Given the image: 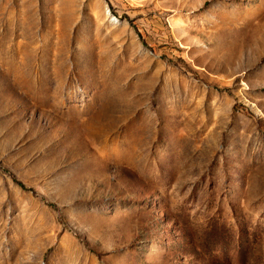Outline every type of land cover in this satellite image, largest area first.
I'll return each mask as SVG.
<instances>
[{"label": "rangeland", "instance_id": "obj_1", "mask_svg": "<svg viewBox=\"0 0 264 264\" xmlns=\"http://www.w3.org/2000/svg\"><path fill=\"white\" fill-rule=\"evenodd\" d=\"M0 264H264V0H0Z\"/></svg>", "mask_w": 264, "mask_h": 264}]
</instances>
